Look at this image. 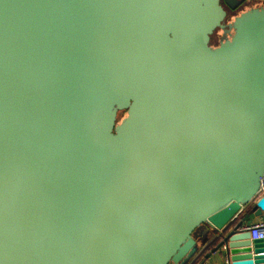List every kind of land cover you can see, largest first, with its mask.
<instances>
[{"label": "water", "instance_id": "obj_1", "mask_svg": "<svg viewBox=\"0 0 264 264\" xmlns=\"http://www.w3.org/2000/svg\"><path fill=\"white\" fill-rule=\"evenodd\" d=\"M223 3L0 0V264H181L203 224L264 264V0Z\"/></svg>", "mask_w": 264, "mask_h": 264}, {"label": "crops", "instance_id": "obj_2", "mask_svg": "<svg viewBox=\"0 0 264 264\" xmlns=\"http://www.w3.org/2000/svg\"><path fill=\"white\" fill-rule=\"evenodd\" d=\"M245 213L249 214V218L251 220L250 224L257 223L261 220L262 215L255 216L251 211V206L244 208L240 213L238 212L236 214V218L239 219ZM245 226L246 224L243 225V227ZM219 234V232L210 228L206 224L197 228L193 235L195 241V252H193L187 262H182L181 264H231L224 248H220L213 252V249L219 241Z\"/></svg>", "mask_w": 264, "mask_h": 264}, {"label": "built area", "instance_id": "obj_3", "mask_svg": "<svg viewBox=\"0 0 264 264\" xmlns=\"http://www.w3.org/2000/svg\"><path fill=\"white\" fill-rule=\"evenodd\" d=\"M258 193H259V196L263 195L264 184H261ZM243 230L249 232L251 240L261 239L263 242V247H264V212L259 222L246 225L245 227H243Z\"/></svg>", "mask_w": 264, "mask_h": 264}, {"label": "flooded vegetation", "instance_id": "obj_4", "mask_svg": "<svg viewBox=\"0 0 264 264\" xmlns=\"http://www.w3.org/2000/svg\"><path fill=\"white\" fill-rule=\"evenodd\" d=\"M221 4L223 5V7L225 8V11H226V16L229 18L228 19V23L232 20L231 18L233 17V16H236L238 13H237V9H235V10H233V11H231L224 3H223V0H221ZM252 6H256V4H253ZM225 16V17H226ZM229 37V34L227 33V34H222V31L221 30H219L218 31V34H217V43L216 44H218V42L219 41H221V40H224L225 38H228ZM123 116H125V113L123 114Z\"/></svg>", "mask_w": 264, "mask_h": 264}, {"label": "rangeland", "instance_id": "obj_5", "mask_svg": "<svg viewBox=\"0 0 264 264\" xmlns=\"http://www.w3.org/2000/svg\"><path fill=\"white\" fill-rule=\"evenodd\" d=\"M245 8V7H244ZM241 10V9H240ZM240 10H237V13L238 12H240ZM228 17L226 16L225 18H224V22H223V24L224 25H226L227 23H228ZM216 43H217V35H214L213 37H212V40H211V44L212 45H216Z\"/></svg>", "mask_w": 264, "mask_h": 264}]
</instances>
